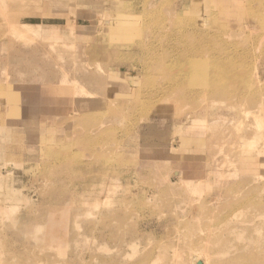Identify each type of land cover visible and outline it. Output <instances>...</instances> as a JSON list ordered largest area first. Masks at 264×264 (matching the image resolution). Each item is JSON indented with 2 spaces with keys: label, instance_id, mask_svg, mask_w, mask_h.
Here are the masks:
<instances>
[{
  "label": "rangeland",
  "instance_id": "1",
  "mask_svg": "<svg viewBox=\"0 0 264 264\" xmlns=\"http://www.w3.org/2000/svg\"><path fill=\"white\" fill-rule=\"evenodd\" d=\"M145 1L34 0L29 9L9 5L4 17L7 20L3 21L0 14V264H138L140 257L147 260L141 264H191L189 251L199 253L196 243L204 239H211V254L228 240L232 249L241 245L242 239L224 231L221 218L226 205L250 196V186L260 189L252 198L264 201V140L258 141V151L241 150L223 139L218 126L222 119L245 120L248 123L242 124L248 126L252 118H245L242 111L251 110L253 101L258 105L263 101L264 117V0H244L238 13L228 16L221 15L220 10L223 5L232 7L236 0H200L195 6L198 15L195 13L194 19H204L210 37L226 31L231 35L221 41L214 39L216 43L208 47L199 41L190 42L187 49L192 54H208L210 50L218 56L206 59L205 65H198L192 73L206 68L207 79L213 72L210 68L216 66L214 60H220L223 76L230 77L226 85L218 83L217 75H211V83H205L199 74H188L186 81H171L182 69L185 72L188 65L184 63L190 59L172 56V35L186 29L175 23L183 16L182 4L180 0H151L154 10L138 16ZM176 6L179 12L174 14ZM15 19L57 28L60 35H41L28 43L36 50H23L13 43L16 37H10ZM39 30L42 32L36 28ZM19 38L27 41L25 35ZM246 38L251 39L248 42ZM161 55L165 61L161 62ZM58 58L82 89L74 95L73 103V94L61 90L68 87L54 67ZM225 71L230 72L225 75ZM232 73L237 76L234 80ZM173 142L180 146L172 147ZM248 152L259 156L256 165L243 160ZM174 169L183 173L189 186L179 180L177 183L170 175ZM97 198H111L112 202L76 207L80 209L71 204ZM64 204L65 210H73L72 215L85 212L86 217L68 220L61 216ZM12 205L16 209L7 218L4 208ZM244 211L236 213L235 224L252 216L251 210ZM50 213L60 224L55 231L46 222ZM181 219L187 227H176ZM39 225L41 230L36 228ZM212 225L217 226L215 235L210 233ZM220 226L223 228L219 230ZM190 231L198 234L195 244L175 242ZM47 233L69 242L62 243L60 249ZM75 235L87 242L76 245L72 241ZM192 237L188 234L187 241ZM199 254L211 262V256Z\"/></svg>",
  "mask_w": 264,
  "mask_h": 264
},
{
  "label": "bare ground",
  "instance_id": "2",
  "mask_svg": "<svg viewBox=\"0 0 264 264\" xmlns=\"http://www.w3.org/2000/svg\"><path fill=\"white\" fill-rule=\"evenodd\" d=\"M244 0H236V2H233V6L232 7H227L226 5L224 6H222V9L220 10V14L221 15H229V14H232V13H238V11L240 10L239 8H240V3H242ZM259 1V0H258ZM261 1V0H260ZM34 2V0H0V14H2V16L1 17H3V21L4 20H7V18H5L4 19V17L5 16H7V12H6V10H7V8L9 7V5L10 6H14L13 8H16V9H23V8H27V9H29V5H30V3H33ZM178 2H181V6H179L180 7V10H181V15L183 14V16L180 18V16H179V18L178 19H176V21H175V23H176V25H179V26H181V28L184 26L186 29L185 30H182V29H180L178 32H176V34H173L172 35V44H174V48H172V53H173V57L174 56H177V57H184L185 59H186V57H188V58H190L188 61H187V63H186V61H185V63H184V66L185 65H188V67H187V69L185 70V72L183 71V69H182V71L179 73V74H177V75H175L174 77H173V79L171 80L173 83L174 82H177V81H179V80H184V81H186L187 80V75L189 74V76H196V75H198L199 74V76L201 77V80H203L205 83H211L212 82V77H211V75H217V76H220L219 78H220V81L218 82L219 84H221V85H226V84H228V82H229V80H230V77H227V76H223V69H221V66H223V64L221 63V61L220 60H218L217 61V59H216V61L214 60V63L213 64H215V62H216V66L215 65H213L214 67L213 68H210L211 70H213V72L211 71V73H209L210 75H209V77L206 79V75H204V71L206 70V68L205 69H203V70H199L198 69V72H196L195 73V75H193V71L194 70H196L197 71V69H196V67L199 65H205V63L204 62H206L207 60H209L211 57L212 58H214L215 59V56H217V55H215L214 53L212 54L211 52H210V50H208V51H206L207 49L205 48V50H203V51H206V52H208V54L207 53H201V54H192L190 51H188V47H189V44H190V42H192V41H199L200 43H202V44H204V45H206V47H208V45H210L212 42L213 43H216L215 41H214V39H216L217 41L219 40V41H221V39H222V37L224 36V39H226V36H229V35H231V32H227L226 30H224V31H226L225 33H223V34H220V35H218V37H210V33H208L207 32V30H205L206 28H204L205 26H204V24L206 23V22H204L203 20H201V19H194V14L196 13H198V12H196V8H195V6L198 4V2H200V0H192L191 2H184V1H182V0H180V1H178ZM146 5L145 6H143V7H141V9L138 11L139 12V14H138V16H141V17H143L144 15H149L150 13H149V11L150 10H154V9H152V5H153V1H151V0H146L145 2H144ZM156 2H154V4H155ZM232 3V2H231ZM260 3H262V2H260ZM263 3H264V1H263ZM49 5V4H48ZM42 7H39V8H35V10H38L39 11V9H41ZM206 9V8H205ZM173 11H174V14H177V12H179V10H178V6H176L174 9H173ZM199 11V10H198ZM213 11V10H212ZM208 12V11H207ZM167 13V12H166ZM204 13V12H203ZM210 13H212L211 11H210ZM43 14V13H42ZM179 14V13H178ZM163 15V14H162ZM198 15V14H197ZM210 16V15H209ZM165 17V16H164ZM176 17V16H175ZM195 18H198V17H195ZM148 19V18H147ZM208 19V18H207ZM50 22V21H49ZM57 22V21H56ZM70 22V21H69ZM169 22H170V20H169ZM42 23V22H41ZM157 23H159L158 21H157ZM162 23V22H161ZM171 23V22H170ZM166 25V24H165ZM173 25H174V22H173ZM155 26V25H154ZM171 26V25H170ZM207 26V25H206ZM240 26V25H239ZM40 27V29L42 30V32L39 30V31H36V28H39ZM44 27V26H43ZM43 27H41L39 24H34V23H29V22H26V21H21V20H14V23H13V29H12V33H11V35H10V37H13V39H14V37H16V39L14 40V42L13 43H18V44H20L19 46H20V48L21 49H23V50H30V48H32V50H36V46H30V45H28V43H30V42H34V41H36V39H38L39 38V36L41 37V35H46L47 36V34H48V36H57V35H60V32L58 31V29L57 28H50V27H47V28H43ZM163 27H164V24H163ZM166 27V26H165ZM183 27V28H184ZM143 28V27H142ZM155 28V27H154ZM168 28V27H167ZM173 28V27H172ZM177 28V27H176ZM216 28V27H215ZM153 29V28H152ZM175 29V28H174ZM148 30V29H147ZM168 30V29H167ZM177 30V29H176ZM209 30H210V28H209ZM218 30V29H217ZM222 30V29H221ZM220 30V31H221ZM222 30V31H223ZM155 31V30H154ZM164 31V30H163ZM184 31V32H183ZM219 31V30H218ZM238 31V30H237ZM24 32V33H23ZM160 32H161V30H160ZM213 32V31H212ZM211 32V33H212ZM247 32V31H246ZM251 32V31H250ZM259 32V31H258ZM261 32V31H260ZM264 32V31H263ZM175 33V32H174ZM215 33V32H214ZM152 34V33H151ZM155 34H157V33H155ZM159 34V33H158ZM167 34V33H166ZM242 34V33H241ZM245 34V33H244ZM256 34V33H255ZM262 34H264V33H262ZM21 35H25V38L27 39V41L26 40H20V39H22V38H19V36H21ZM160 35H161V33H160ZM171 35V34H170ZM246 35V34H245ZM257 35V34H256ZM141 36V35H140ZM151 36V35H150ZM156 36H158V35H156ZM213 36V35H212ZM217 36V35H216ZM237 36V35H236ZM248 36V35H247ZM246 36V37H247ZM253 36V35H252ZM259 36H263V35H259ZM152 37H153V35H152ZM167 37V36H166ZM169 37V36H168ZM169 37V38H170ZM260 37V39H262ZM151 38V37H150ZM257 38H258V36H257ZM264 38V37H263ZM143 39V38H142ZM166 39V38H165ZM228 39H229V37H228ZM230 39H231V37H230ZM236 39V38H235ZM239 39V38H238ZM244 39V38H243ZM247 39V38H246ZM251 39V38H250ZM249 39V40H250ZM255 39H256V37H255ZM155 40H157V39H155ZM154 40V41H155ZM161 40V39H160ZM159 40V41H160ZM170 40V39H169ZM248 40V39H247ZM249 40H248V42H249ZM141 41V40H140ZM143 41V40H142ZM142 41H141V43H142ZM153 41V40H152ZM159 41H158V44H159ZM225 41V40H224ZM239 41H240V39H239ZM257 41H259V40H257ZM146 42V41H145ZM161 42V41H160ZM244 42V41H243ZM246 42V41H245ZM251 42H252V40H251ZM254 42V41H253ZM260 42V41H259ZM259 42H256V43H259ZM148 43H149V41H148ZM166 43V42H165ZM234 43H236V42H234ZM261 43H264V40L261 42ZM261 43L259 44V45H261ZM31 44V43H30ZM136 44V43H135ZM145 44V43H144ZM144 44H142L143 45V47H144ZM154 44H156V43H154ZM170 44H171V41H170ZM193 44H194V42H193ZM152 45H153V43H152ZM199 45V44H198ZM213 45V44H212ZM220 45V44H219ZM227 45V44H226ZM247 45V44H246ZM249 45V44H248ZM251 45V44H250ZM249 45V46H250ZM256 45V44H255ZM213 46H217V45H213ZM263 46V45H262ZM11 47V46H10ZM49 47V46H48ZM50 47H52V46H50ZM49 47V48H50ZM150 47V46H149ZM204 47V46H203ZM209 47H211V46H209ZM218 47V46H217ZM228 47H230V46H228ZM227 47V48H228ZM237 47V46H236ZM254 47V46H253ZM20 48H19V50H20ZM147 48V47H146ZM190 48H191V46H190ZM256 48V47H255ZM259 48V47H258ZM13 49H14V47H13ZM38 49H39V47H38ZM44 49V48H43ZM192 49V48H191ZM200 49V48H199ZM198 49V50H199ZM212 49V48H211ZM222 50H224L223 48H221ZM220 49V50H221ZM230 49V48H229ZM228 49V50H229ZM232 49H234V48H232ZM247 49V48H246ZM254 49V48H253ZM260 49H261V46H260ZM41 50H42V48H41ZM53 50H55V49H53ZM52 50V51H53ZM197 50V49H196ZM217 50H218V48H217ZM221 50V52H223ZM227 50V49H226ZM226 50H224V51H226ZM228 50H227V52H228ZM240 50H242V49H240ZM256 50V49H255ZM259 50V49H258ZM193 51V50H192ZM212 51V50H211ZM216 51V50H215ZM214 51V52H215ZM24 52V51H23ZM48 52V51H47ZM55 52V51H54ZM232 52V51H231ZM230 52V53H231ZM239 52H241V51H239ZM244 52H245V50H244ZM46 53V52H45ZM166 53H167V51H166ZM193 53H195L194 51H193ZM224 53V52H223ZM246 53V52H245ZM49 54H50V51H49ZM54 54V53H53ZM205 54H207V57H205ZM222 54V53H221ZM239 54V53H238ZM237 54V55H238ZM244 54V53H243ZM243 54H241L242 56H243ZM262 54H264V53H262ZM48 55V54H47ZM164 55H166L167 56V54H165L164 53ZM214 55V56H213ZM220 55V54H219ZM225 55V54H224ZM229 55V54H228ZM247 55V54H246ZM51 56V55H50ZM165 56V57H166ZM261 56V55H260ZM156 57V56H155ZM168 58H169V55L167 56ZM167 57H166V59H167ZM218 57V56H217ZM222 57V56H221ZM236 57V56H235ZM35 58V57H34ZM159 58H163L162 57V55H161V57L159 56ZM158 58V56H157V59H158V61L160 60ZM231 58V57H230ZM237 58H239V57H236V59ZM248 58V57H247ZM67 59V58H66ZM68 59H70L71 60V58H68ZM170 59V58H169ZM207 59V60H206ZM220 59V58H219ZM227 59V58H226ZM240 59H241V57H240ZM6 60V59H5ZM40 60V59H39ZM162 60L163 61H165L164 60V58L163 59H161V62H162ZM211 60V59H210ZM242 60V59H241ZM223 61V60H222ZM250 61H252V60H250ZM57 63L55 64V68L57 67L58 69H59V71H60V74H61V81H63L62 83H65L66 85V87H68V88H65V87H63V89H61V90H63V92L64 93H66L67 95L68 94H73L72 96V98H71V100H69L68 99V101L70 102H75V98H74V95H75V97H76V94H77V91L78 90H80L81 88L79 87V85H78V83L76 82L77 81V79L74 77V76H72L69 72H67L66 71V69L64 68V66H62L61 65V62H60V59L58 58L57 59V61H56ZM154 62H156L155 60H154ZM161 62H158V63H160V65H161ZM255 62V61H254ZM259 62V61H258ZM34 63V62H33ZM157 63V62H156ZM175 63V62H174ZM225 63V62H224ZM238 63V62H237ZM241 63H243V62H241ZM249 64H250V62H248ZM31 64V63H30ZM64 64V63H63ZM153 64H155V63H153ZM233 64V63H232ZM244 64V63H243ZM10 65V64H9ZM65 65V64H64ZM84 65V64H83ZM160 65H158V66H160ZM169 65V64H168ZM179 65H183V64H179ZM230 64H227L226 65V68L229 66ZM236 65V64H235ZM240 65V64H239ZM33 66H34V64H33ZM68 66V65H67ZM152 66V65H151ZM155 67H156V65H154ZM180 66V67H181ZM212 66V65H211ZM244 66V65H243ZM36 67V66H35ZM38 67V66H37ZM163 67V66H162ZM177 67V66H176ZM217 67V68H216ZM238 67V66H237ZM240 67H242L241 65H240ZM247 67V66H246ZM84 68H85V66H84ZM158 68V67H157ZM160 68V67H159ZM175 68V67H174ZM226 68H224V69H226ZM239 68V67H238ZM46 69V68H45ZM52 69V67L49 69V70H51ZM233 69V68H232ZM237 69V68H236ZM236 69H234L235 71H238V70H236ZM249 69V68H248ZM255 69H256V67H255ZM48 70V69H47ZM41 71V70H40ZM98 71V70H97ZM157 71H159V70H157ZM227 71V70H226ZM224 72V74L226 75V74H228L229 72ZM246 71V70H245ZM252 71V70H251ZM39 72V71H38ZM45 72V71H44ZM52 72V71H51ZM206 72V71H205ZM261 72V71H260ZM33 74H34V72H32ZM54 73V72H53ZM77 73V72H76ZM234 73V72H233ZM233 73H232V76H231V79L232 80H234V79H236L237 78V76H233ZM245 73V72H244ZM252 73H253V71H252ZM42 74V73H41ZM90 74V73H89ZM12 75V74H11ZM52 76H53V74H51ZM79 75V74H78ZM82 75V74H81ZM85 75V74H84ZM235 75V74H234ZM247 75V74H246ZM263 75V74H262ZM43 76V75H42ZM46 76V75H45ZM86 76V75H85ZM90 76V75H89ZM198 76V77H199ZM230 76V75H229ZM250 76V75H249ZM254 76V75H253ZM51 77V76H50ZM79 77V76H78ZM81 77V76H80ZM197 77V78H198ZM252 77V76H251ZM92 78V77H91ZM49 79V78H48ZM56 79V78H55ZM82 79V78H81ZM242 79V78H241ZM50 80V79H49ZM71 80L73 81V82H71ZM100 81H102L101 79H100ZM172 82H171V84H172ZM169 83V82H168ZM259 83V82H258ZM263 83V82H262ZM176 85H177V83H175ZM259 85H260V83H259ZM48 86H50V85H48ZM78 86V87H77ZM141 86V85H140ZM177 86H179V85H177ZM177 86H175V87H177ZM184 87H187V86H184ZM195 87V86H194ZM248 87V86H247ZM260 87V86H259ZM50 88V87H49ZM179 88V87H178ZM170 89V88H169ZM191 89V88H190ZM205 89V88H204ZM211 89V88H210ZM229 89V88H228ZM250 89H252V88H250ZM69 90V91H68ZM178 90V89H177ZM188 90H189V88L187 89V92H188ZM199 90V89H198ZM207 90H209V89H207ZM212 90V89H211ZM214 90V89H213ZM220 90V89H219ZM227 90V89H226ZM248 90V89H247ZM81 91H82V89H81ZM86 91V90H85ZM182 91V90H181ZM180 91V92H181ZM185 91V90H184ZM190 91V90H189ZM195 91V90H194ZM197 91V90H196ZM218 91V90H217ZM222 91V90H221ZM225 91V90H224ZM242 91V90H241ZM68 92H70V93H68ZM173 92V91H172ZM200 92V91H199ZM201 92H203L202 91V89H201ZM208 92V91H207ZM219 92V91H218ZM223 92V91H222ZM248 92V91H247ZM246 92V93H247ZM251 93H252V91H250ZM197 93V92H196ZM205 93H206V91H205ZM204 93V95H206ZM208 93H210V90H209V92ZM207 93V94H208ZM214 93V92H213ZM213 93H211V94H213ZM216 93V92H215ZM214 93V94H215ZM220 93V92H219ZM219 93H217V94H219ZM87 94H89V93H87ZM168 94H170V93H168ZM167 94V95H168ZM180 94V93H179ZM179 94H176L177 96H179ZM181 94H182V92H181ZM180 94V95H181ZM198 94V93H197ZM235 94V93H234ZM236 94H237V92H236ZM243 94V93H242ZM186 95V94H185ZM195 95V94H194ZM209 95V94H208ZM216 95V94H215ZM215 95H214V97H215ZM220 95H222L221 93H220ZM228 95V94H227ZM233 95V94H232ZM182 96L183 95H181L180 97L182 98ZM195 96H197V95H195ZM231 96V95H230ZM65 97V96H64ZM67 97V96H66ZM69 97V96H68ZM88 97V96H87ZM96 97V96H95ZM172 97L174 98L175 96H173L172 95ZM171 97V98H172ZM207 97H209V96H207ZM211 97H213L212 95H211ZM214 97H213V100H215L214 99ZM219 97V98H218ZM217 97V99H221L220 98V96H218ZM177 98V97H176ZM186 98V97H185ZM185 98H184V100H185ZM197 98V97H196ZM199 98V97H198ZM197 98V99H198ZM232 98H234V95L232 96ZM256 98H257V96H256ZM263 98V97H262ZM66 99V98H65ZM91 99V98H90ZM178 99V98H177ZM176 99V100H177ZM180 99V98H179ZM194 99V97L191 99V100H193ZM222 99H223V97H222ZM175 100V101H176ZM183 100V99H182ZM188 100V99H187ZM186 100V101H187ZM190 100V99H189ZM210 100V99H209ZM231 100H233V99H231ZM237 100H238V98H237ZM239 100H241V97H240V99ZM165 101V100H164ZM180 101V100H179ZM234 101V100H233ZM242 101H244V100H242ZM258 101H259V98H258ZM261 101H262V99H261ZM61 102H63V101H61ZM111 102H113V101H111ZM185 102V101H184ZM263 102V101H262ZM262 102H261V105H258L257 104V102L256 101H253V103L251 102L250 104H249V102H247L249 105H250V107H252L251 108V110L247 107V106H245L244 105V103H242L245 107H247L248 109L247 110H243L242 111V115H244L245 116V118H249V117H251L252 118V122L248 125V126H246V124H242V122H246L245 120H237V121H232L230 118H228V119H230V120H221L220 121V126H218V127H221V135H222V137H223V139H225L226 138V142H228V144H230L231 146H233V147H238V148H240L241 150L244 148V147H246V148H250V150H259V147H258V141L259 140H264V133H263V129H264V117L262 116V110H263V105H262ZM196 103V102H195ZM203 103V102H202ZM233 103V102H232ZM235 103V102H234ZM246 103V104H247ZM260 103V102H259ZM58 104V103H57ZM65 104V103H64ZM114 104V103H113ZM184 104V103H183ZM190 104H192V103H190ZM189 104V105H190ZM231 104V103H230ZM233 105V104H232ZM235 105V104H234ZM240 105V104H239ZM248 105V106H249ZM237 106V105H236ZM108 107H111V106H108ZM182 107V106H181ZM199 107V106H198ZM245 107H243V109L245 108ZM183 108V107H182ZM185 108V107H184ZM186 108H189V107H187L186 106ZM195 108V107H194ZM110 109V108H109ZM112 109V108H111ZM196 109V108H195ZM253 109V110H252ZM128 110V109H127ZM183 110V109H182ZM194 109H192V111H193ZM197 110V109H196ZM196 110H194V111H196ZM256 110V111H255ZM179 111V110H178ZM178 111H176L177 113H178ZM181 111V110H180ZM106 112H108V111H106ZM264 112V111H263ZM103 113V112H102ZM101 113V114H102ZM180 113V112H179ZM91 114V113H90ZM176 114V113H175ZM103 115V114H102ZM188 116V115H187ZM101 117L102 116H100V118H98V120L99 119H101ZM189 117V116H188ZM103 118V117H102ZM141 118V117H140ZM233 119V118H232ZM100 121V120H99ZM141 121V120H140ZM209 121V120H208ZM212 121V120H211ZM101 122H99V124H100ZM246 123H248V122H246ZM213 124V123H212ZM198 125V124H197ZM243 125H244V127H243ZM99 126V125H98ZM102 127V126H101ZM234 128V129H231V128ZM98 128H95V129H93L94 131H96ZM99 130V129H98ZM101 130V129H100ZM106 130V129H105ZM104 130V131H105ZM103 131V132H104ZM227 135V136H226ZM74 143H75V141H74ZM171 145H172V147H178V146H180L178 143H176V142H173V143H171ZM81 147V146H80ZM65 149V148H64ZM249 150V151H250ZM241 152V151H240ZM256 154V153H255ZM249 155V152H248V154L246 155V159H243L246 163H249V164H251V165H256L257 164V162H258V158H259V156H256V155ZM242 156V155H241ZM215 164V163H214ZM246 166V165H245ZM221 168L223 167V166H220ZM255 167V166H254ZM211 168V167H210ZM225 168V167H224ZM233 169V168H232ZM217 171V170H216ZM171 173L172 174H170V175H172L173 176V178L174 179H176L177 180V183H178V180L179 181H182L180 184H182V183H184V185L185 186H189L188 184H187V179H183L182 178V175H183V173L181 172V171H179V170H172L171 171ZM67 174V173H66ZM222 174V173H221ZM235 175V174H234ZM200 175H198V177H199ZM170 180V179H169ZM170 183L171 184H174L175 182H172L171 180H170ZM252 184V183H251ZM258 186V185H257ZM257 186H256V188L254 187V188H251V186H250V192L253 190V192L255 193V192H257L258 190L260 191V189L258 188V190H257ZM247 187V186H246ZM245 187V188H246ZM259 187V186H258ZM100 188H101V186H100ZM242 190H244V189H242ZM262 190H264V188L262 189ZM159 192V191H158ZM228 192V191H227ZM234 192V191H233ZM232 192V193H233ZM253 192H251V194H250V196L249 197H245V199H236L234 202L232 201L230 204H228V205H226V208L223 210V217L221 218V224L223 225L224 224V231L225 230H229L231 233H233L234 235H232V236H235V238L237 237V238H239V239H242L243 241L242 242H240V244L241 245H239V246H237V247H235V248H233L232 249V247H231V244L230 243H232L231 242V240H228V241H226V242H223V243H220L219 244V248H215L214 250H213V253L211 254V252L208 250V244H210V240L208 239H204V240H202V241H199V242H197L196 243V245L199 247V253H202L205 257H212L211 258V262H209V260L208 259H204V258H202L201 257V255L198 253V252H196V251H189V252H191L190 253V262H191V264H264V201L261 203H259V202H257V201H259V198H260V200L262 199L261 197H259L258 199L257 198H254V199H256L257 201H255L253 198H252V196H253ZM160 193H161V191H160ZM162 193H164V192H162ZM161 193V194H162ZM158 194V193H157ZM156 194V195H157ZM168 194V193H167ZM217 194V193H216ZM156 195H154V197H156ZM159 195V194H158ZM229 195V194H228ZM255 195H257V194H255ZM262 195V194H261ZM242 197V196H241ZM244 197V196H243ZM262 197H263V195H262ZM157 198V197H156ZM155 199V198H154ZM71 201V200H70ZM74 201V200H73ZM107 202V203H111L112 202V199L111 198H107L106 200H101V198H97V199H94V201H86V202H84V201H79V202H77V201H74L73 203H71V204H73L72 206L74 207V208H76L77 206L78 207H81V208H83V207H89V206H94V205H99V204H105L104 202ZM219 202V201H218ZM67 204V203H66ZM111 205V204H110ZM50 206V205H49ZM48 207V206H47ZM65 208H66V205L64 204L63 206H62V208H61V210L63 211L62 213H60L61 214V216H63V217H65V216H67V219L69 220L70 218L72 219V218H74V217H76V216H85V212H78V213H74L73 215L71 214L72 212H73V210L72 209H70V208H68V209H66L65 210ZM14 209H16V206H7V207H5L4 208V215L8 218V217H10V213H12L13 211H14ZM76 209H80V208H76ZM249 209V211L251 210V214H252V216H250V217H248V216H245V217H248L249 219H252V220H248V218H247V220H245L246 218H244V220L245 221H243V222H241V223H237L236 222V224H235V219H234V217L236 216V217H238V213H241L242 211H246V210H248ZM245 211H244V213H245ZM237 213V214H236ZM174 214V213H173ZM248 214V212H246V215ZM54 214L53 213H50L49 215H48V218H47V223H49V225H50V230L51 231H55V230H57V229H59L60 228V224L58 223V221L56 220V217L55 216H53ZM242 214H240V216H241ZM28 216H30V215H28ZM197 216V215H196ZM240 216H239V218H240ZM86 217V216H85ZM172 218V217H171ZM180 218V217H179ZM184 219L185 218H187V217H183ZM198 218V217H197ZM257 219V220H253V219ZM4 219V218H3ZM31 219V218H30ZM33 219H35V218H33ZM183 219V220H184ZM182 219L181 220H179V221H177L176 222V227L177 228H181L180 226H182L183 228L184 227H187V222L186 221H183ZM197 220V219H196ZM240 220V219H239ZM242 220H243V218H242ZM191 221V220H190ZM200 221V220H199ZM238 221V220H237ZM64 222H67V221H64ZM63 222V226H64V224H66V223H64ZM233 222H234V224H233ZM198 223V222H197ZM83 224V223H82ZM14 225V224H13ZM13 225H12V227H13ZM20 225H22V224H20ZM19 225V226H20ZM197 225V224H196ZM230 225H232V227L230 226ZM23 226V225H22ZM62 226V227H63ZM78 227H79V225H77ZM174 226V225H173ZM198 226V225H197ZM219 226V225H218ZM8 227V226H7ZM81 227H82V225H81ZM93 227H95V226H93ZM215 227H217V226H215V225H212V226H209V229H210V233H213L214 234V232H213V229L215 228ZM8 228H11V227H8ZM16 228V227H15ZM26 228V227H25ZM30 228V227H29ZM37 228V230H41L42 229V227L39 225L38 227H36ZM221 228V226H220V228H219V230L220 229H222ZM12 229H14V227L12 228ZM82 229H84L83 227H82ZM90 229H92V228H90ZM197 231H198V229H196ZM205 230H206V228H205ZM219 230H216V231H219ZM14 231H15V229H14ZM215 231V232H216ZM223 231V232H224ZM245 231H247L246 233H248V234H246V236H243L244 234V232ZM7 232V231H6ZM191 233H188V234H190V235H193V237L191 238V240L190 241H187V237H188V234H184V235H182V236H179V237H177L176 239H175V242H179V243H181L183 246H188V245H191V244H195V243H193V241H197L196 239H195V237H197V233H195V232H192V231H190ZM205 232V231H204ZM209 233V234H210ZM219 233V232H218ZM221 233V232H220ZM219 233V234H220ZM48 235V237H50V239H51V241L54 243V244H57L58 245V247L60 248L61 247V244L62 243H67V242H69L68 240H66V238H64V237H58V236H56V235H54V234H51V233H47ZM89 234V233H88ZM222 234V233H221ZM254 234H255V237H253L254 236ZM78 235H80V237H81V235H83V234H78ZM215 235V234H214ZM214 235L212 236V237H214ZM74 236V235H73ZM217 236H219V235H217ZM228 236V235H227ZM232 236H230L231 237V239H232ZM80 237H78V236H76L75 235V237H73V240L72 241H74V243L76 244V245H82L83 244V241L86 243L87 242V240L86 239H84V240H81L80 239ZM208 237V236H207ZM206 237V238H207ZM216 237V236H215ZM220 237V236H219ZM78 238V239H77ZM131 238H133V237H131ZM210 238H211V236H210ZM224 238V237H223ZM223 238H222V240H223ZM130 239V238H129ZM220 239V238H219ZM225 239V238H224ZM198 240H200V239H198ZM214 240H216L215 238H214ZM213 240V241H214ZM225 241V240H224ZM236 241V240H235ZM235 243V242H234ZM200 246H199V245ZM235 244H237V242L235 243ZM50 245V244H49ZM61 249V248H60ZM74 249H76V247H74ZM80 249V248H79ZM79 249H76V251H78V252H80L81 250H79ZM232 249V250H231ZM76 251H74V252H76ZM175 252L173 253V256L171 257V259L172 260H175ZM80 256V254H78V257ZM218 257V258H217ZM221 257V259H219ZM80 258V257H79ZM215 258H217L216 260H217V262H216V260H215ZM203 261H202V260ZM210 259V258H209ZM214 259V260H213ZM222 259H224L222 262H221V260ZM146 259H144L143 257H140L139 258V262H140V264L141 263H143V262H146L145 261ZM139 262H138V264H139ZM216 262V263H215ZM136 263H137V261H136ZM151 263H152V261H151ZM145 264V263H144ZM150 264V263H149ZM153 264V263H152Z\"/></svg>",
  "mask_w": 264,
  "mask_h": 264
},
{
  "label": "crops",
  "instance_id": "3",
  "mask_svg": "<svg viewBox=\"0 0 264 264\" xmlns=\"http://www.w3.org/2000/svg\"><path fill=\"white\" fill-rule=\"evenodd\" d=\"M46 26H48V24Z\"/></svg>",
  "mask_w": 264,
  "mask_h": 264
}]
</instances>
